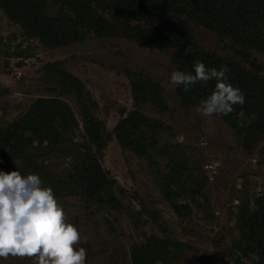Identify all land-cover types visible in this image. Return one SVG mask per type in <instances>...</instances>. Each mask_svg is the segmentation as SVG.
Returning <instances> with one entry per match:
<instances>
[{"label": "trees", "instance_id": "16d2710c", "mask_svg": "<svg viewBox=\"0 0 264 264\" xmlns=\"http://www.w3.org/2000/svg\"><path fill=\"white\" fill-rule=\"evenodd\" d=\"M0 12L21 30L24 40H35L48 51L81 44L91 35L99 39L120 38L140 47L169 51L174 70L195 74L197 60L218 70L227 65L229 82L246 94L243 111L250 123L239 126L236 114L241 111L240 105L235 106L233 113L222 116V120L238 135L246 156L264 138L263 64L257 57L264 58V0H0ZM196 28L227 44L232 56L203 48L197 40ZM6 39L4 42L0 37V54L6 59V66L11 58L18 60L17 66L21 67L25 60L35 56V47L23 48L21 42L12 46L15 35ZM65 66L64 60L45 63L40 68L41 80L52 96L35 99L23 114L0 126V169L19 170L24 176L37 174L58 199L78 197L85 209L119 213L125 209L112 191L116 181L99 164L103 150L115 139L122 149L147 163L162 199L179 219L191 215L192 205L197 210L209 205L203 191L208 177L202 174L196 185H192L190 161L176 159L159 148L158 133L167 128L166 123L144 114L145 107L161 114L169 112L159 83L147 74L126 71L133 109L126 114L121 110L122 117L108 132L95 116L97 103L85 91V84ZM215 84V80L199 82L188 92L183 85H177L176 100L186 110H197L199 102L212 93ZM69 95L75 99L82 123V144L91 147V151L62 178L49 170L45 159L48 149L56 150L67 142L66 135L73 134L72 129H79L74 111L61 97ZM36 143L40 145L35 146ZM60 152L63 158L70 157L67 151ZM255 164L264 165L260 159ZM162 167L168 172H159ZM251 198L257 207L254 217L249 216ZM238 199V206L232 207L238 211L239 238L230 259L233 264H256L250 259L251 253L256 252L260 256L259 264H264V188L255 197L246 192ZM150 214L156 223L159 213L152 210ZM128 216L138 230L140 218ZM106 223L110 226L109 221ZM155 227L163 236L143 233L142 242L130 245L131 264H173L180 250L187 247L169 239L162 226Z\"/></svg>", "mask_w": 264, "mask_h": 264}, {"label": "rangeland", "instance_id": "374dc122", "mask_svg": "<svg viewBox=\"0 0 264 264\" xmlns=\"http://www.w3.org/2000/svg\"><path fill=\"white\" fill-rule=\"evenodd\" d=\"M195 34L203 48L232 56L233 52L227 44L204 29L196 28ZM11 35L16 36L12 46L21 42L23 48L35 47V56L18 67V60L14 58L9 59L6 66V59L0 54V126L4 127L23 114L35 99L52 96L41 80L40 68L47 62L64 60L67 71L85 84V91L96 101L95 116L110 132L122 115L133 109L125 72H141L163 87L169 105V112L162 114L149 107L143 109L146 116L166 123L167 128L158 133L159 148L176 159L190 161L192 185H196L200 175L208 177L203 191L209 205L200 210L192 205L191 215L181 220L162 199L147 163L122 149L113 139L103 150L99 164L109 173V178L116 181L112 191L125 210L119 213L95 208L88 210L78 197L58 199L68 222L80 231L79 246L86 249L85 264H131L130 245L142 242L143 233L149 235L155 232L163 236L155 225L162 226L166 230L165 235L172 241L187 246L180 250L178 260L173 264H233L230 256L236 252L239 228L237 207L232 206H238V196L246 192L250 197L262 193L264 165L255 163L257 159L264 163V138L258 142L254 152L246 156L239 145L238 135L231 131L222 116L205 117L197 110L183 108L176 100L177 85L170 83L174 69L169 51L140 47L120 38L99 39L91 35L81 44L48 51L35 40H24L21 30L11 25L0 12V37L6 42ZM257 57L263 64L264 77V58ZM61 97L74 111L79 129H72L73 134L66 135L67 142L60 144L56 150L48 149L45 164L55 176L63 178L71 173L74 164L82 162L91 147L82 144V123L75 99L70 95ZM121 110L125 112L122 114ZM61 150L67 151L70 157L63 158ZM0 171L10 173L13 170L2 167ZM159 172L166 173L168 169L162 167ZM248 209L249 216L254 217L257 207L253 198ZM152 210L159 213L156 223L151 218ZM129 214L140 218L138 230L134 228ZM0 264H34V261L27 257H9L0 260Z\"/></svg>", "mask_w": 264, "mask_h": 264}, {"label": "clouds", "instance_id": "9594fccd", "mask_svg": "<svg viewBox=\"0 0 264 264\" xmlns=\"http://www.w3.org/2000/svg\"><path fill=\"white\" fill-rule=\"evenodd\" d=\"M229 71L227 65L218 70L197 60L195 74L173 70L170 83L183 85L188 92L199 82L215 80L214 90L199 102L197 112L205 117L227 116L240 105L236 116L244 127L250 123L243 111L246 94L229 82ZM80 243L79 229L68 222L54 190L45 187L39 175L0 171V260L27 257L34 264H85L86 249ZM250 259L259 264L260 256L253 252Z\"/></svg>", "mask_w": 264, "mask_h": 264}]
</instances>
